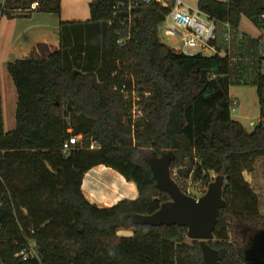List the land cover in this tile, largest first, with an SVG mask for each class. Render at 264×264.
I'll use <instances>...</instances> for the list:
<instances>
[{
    "label": "trees",
    "instance_id": "trees-1",
    "mask_svg": "<svg viewBox=\"0 0 264 264\" xmlns=\"http://www.w3.org/2000/svg\"><path fill=\"white\" fill-rule=\"evenodd\" d=\"M196 6L217 22L214 54L188 56L161 42L166 9L155 1L138 7L130 38L117 44L126 28L112 0H92L88 21L60 22L57 50L6 62L17 101L15 126L4 132L0 99V264H204L198 240L184 242L185 226L131 221L169 199L144 160L152 150H172L169 169L184 178L192 171L205 185L223 173L225 205L207 242L220 264H264V189L256 188H264V41L238 31L242 16L264 31V0ZM59 9L60 0H6L0 17ZM237 53L256 56L259 121L251 132L230 116ZM133 86L141 110L134 119ZM72 135L81 138L63 152ZM97 165L132 181L136 198L90 203L80 185ZM30 241L35 254L22 260L17 253Z\"/></svg>",
    "mask_w": 264,
    "mask_h": 264
},
{
    "label": "crops",
    "instance_id": "crops-1",
    "mask_svg": "<svg viewBox=\"0 0 264 264\" xmlns=\"http://www.w3.org/2000/svg\"><path fill=\"white\" fill-rule=\"evenodd\" d=\"M92 0H60L59 12H32L28 17H0V99L4 132L15 126L16 90L6 62L15 58L43 59L59 48L60 22H86L90 18L89 3ZM241 17L240 23L242 21ZM240 26V24H239ZM238 31L242 32L238 27ZM261 31V30H260ZM254 38H264V31ZM9 99L14 124L4 125V102ZM92 173V174H91ZM87 174L90 182L84 188ZM100 182H103L101 184ZM84 197L99 207H109L121 199L137 196L135 184L127 181L115 170L104 165L90 168L81 181ZM90 196L94 198H89ZM103 202H99L96 198Z\"/></svg>",
    "mask_w": 264,
    "mask_h": 264
},
{
    "label": "water",
    "instance_id": "water-1",
    "mask_svg": "<svg viewBox=\"0 0 264 264\" xmlns=\"http://www.w3.org/2000/svg\"><path fill=\"white\" fill-rule=\"evenodd\" d=\"M172 150L148 151L144 160L151 171L155 185L164 191L169 199L162 202L150 214H132L134 224H148L151 226L178 224L186 227V237L198 240L204 264H220L218 250L208 244L212 239V231L224 207L222 186L224 175L219 173L207 184L206 190L198 197H193L180 190L170 175L169 164L174 159Z\"/></svg>",
    "mask_w": 264,
    "mask_h": 264
},
{
    "label": "built area",
    "instance_id": "built-area-1",
    "mask_svg": "<svg viewBox=\"0 0 264 264\" xmlns=\"http://www.w3.org/2000/svg\"><path fill=\"white\" fill-rule=\"evenodd\" d=\"M155 1L162 8L166 9L164 17L159 24V30L171 39L178 40L176 47L172 49L184 55H211L217 52L215 45V34L217 29L216 20L209 16L207 13L200 10L196 5L192 6L182 0H112V16L116 19L121 26L126 29L124 36L116 39L117 44L125 43L131 36L130 30L137 17V9L141 4H148ZM6 0H0V10L4 8ZM37 2H32L29 9H35ZM264 16V15H262ZM226 27L223 37L225 40L229 38V26L224 23ZM122 88L125 86L122 85ZM136 88L133 86L131 90V117L137 118L141 115V110L136 101L139 100L136 94ZM78 140V135L70 136L62 144V151L66 152L71 148V145ZM95 146L94 143L90 144V148ZM28 249H21L17 255L22 260L28 256L35 254L33 248V241L28 244Z\"/></svg>",
    "mask_w": 264,
    "mask_h": 264
},
{
    "label": "rangeland",
    "instance_id": "rangeland-1",
    "mask_svg": "<svg viewBox=\"0 0 264 264\" xmlns=\"http://www.w3.org/2000/svg\"><path fill=\"white\" fill-rule=\"evenodd\" d=\"M185 3L195 6L197 0H182ZM240 30L249 35V36H255L261 33L260 29H258L250 20L243 17L242 21L239 26ZM158 36L161 42L165 43L170 48L176 47L178 44V40H171L167 38L162 30H159ZM262 41H264V38H262ZM231 83L229 86L228 94L232 101H234V104L232 105V108L230 109V116L233 120H236L242 124L244 129L247 132H251L254 127L258 124L259 121V108H258V99L256 95V87L252 83L254 80V77L257 73L256 68V56L250 55L245 60H242L241 56H239V53L236 54L233 66L231 67ZM261 72H264V64H262V68L260 70ZM102 84V83H101ZM137 94V93H136ZM4 125L7 127L10 122L12 125L14 124V117L13 112H10V104L9 99H7L4 102ZM81 135H78V139H80ZM170 175L173 178V180H176L180 183V185L184 188L186 194H189L193 197H198L201 195L205 190L207 185H205L204 182L201 180H193L191 177L192 171L188 173V176L186 178L182 177L181 175L178 176V172L176 169H169ZM92 174V173H91ZM245 178L249 179V175L244 171L243 172ZM91 175L87 174L85 179L84 188L86 187V184L90 182L89 177ZM209 176H212V180L215 176V174L210 173ZM250 180V179H249ZM256 183L258 181H255ZM103 184V182H100ZM256 188L258 191L262 192V187L257 183ZM94 198L92 196L89 197ZM96 198V197H95ZM103 197L96 198L101 203L100 199ZM118 235H130L131 230H123L119 229L117 231ZM190 240L188 237H185L184 242L190 243Z\"/></svg>",
    "mask_w": 264,
    "mask_h": 264
}]
</instances>
